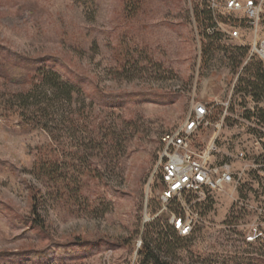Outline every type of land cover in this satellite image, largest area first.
Listing matches in <instances>:
<instances>
[{
  "label": "rangeland",
  "instance_id": "374dc122",
  "mask_svg": "<svg viewBox=\"0 0 264 264\" xmlns=\"http://www.w3.org/2000/svg\"><path fill=\"white\" fill-rule=\"evenodd\" d=\"M226 1L0 0V264H141L139 241L161 244L166 215L147 187L161 136L204 91L234 86L241 102H264L254 30ZM253 1L263 37L264 0ZM228 27L242 37L230 40ZM46 71L73 86L69 103L40 83ZM35 84L34 101L17 98ZM230 244L201 230L160 255L248 264L257 252Z\"/></svg>",
  "mask_w": 264,
  "mask_h": 264
},
{
  "label": "built area",
  "instance_id": "2783aa9c",
  "mask_svg": "<svg viewBox=\"0 0 264 264\" xmlns=\"http://www.w3.org/2000/svg\"><path fill=\"white\" fill-rule=\"evenodd\" d=\"M215 8L212 4L210 34L221 26ZM224 9L245 14L246 25L254 30L249 57L264 65V36L257 32L261 5L227 0ZM224 31L230 40L242 37L239 30ZM234 90V86L223 88L213 98L208 92L192 96L183 120L161 136L148 193L155 188L161 207L157 216L166 215L167 229L176 237L186 239L214 229L229 235L235 247L245 244L257 249L248 254V264H264V102L243 103ZM223 206L226 216L215 222L213 215ZM151 219L146 212L145 223ZM141 245L139 241L138 250Z\"/></svg>",
  "mask_w": 264,
  "mask_h": 264
},
{
  "label": "trees",
  "instance_id": "16d2710c",
  "mask_svg": "<svg viewBox=\"0 0 264 264\" xmlns=\"http://www.w3.org/2000/svg\"><path fill=\"white\" fill-rule=\"evenodd\" d=\"M40 71L42 72L44 70L41 69L39 70V72ZM40 83H42L43 86L46 87L53 95H61L62 99H64L66 103H69L71 101L73 86L63 81H60L59 75H57L55 72H43ZM262 85H264V81H262ZM37 88L38 85L35 84V86L31 90L19 94L17 98H19V100H21L22 102H32L34 101V99L37 98ZM169 238H173V240L167 241V239ZM174 240L178 241L180 240V238L176 237L175 234L170 230H167L164 235L162 234V242L158 246H153L154 242L151 239L143 240L141 248L139 249V252L142 255L141 264H168L165 258H163V256H161L160 254L163 253L164 256L172 254L174 250ZM161 245H163L165 248L164 252L160 250Z\"/></svg>",
  "mask_w": 264,
  "mask_h": 264
},
{
  "label": "crops",
  "instance_id": "0c3cea01",
  "mask_svg": "<svg viewBox=\"0 0 264 264\" xmlns=\"http://www.w3.org/2000/svg\"><path fill=\"white\" fill-rule=\"evenodd\" d=\"M204 92H206V91H204Z\"/></svg>",
  "mask_w": 264,
  "mask_h": 264
}]
</instances>
